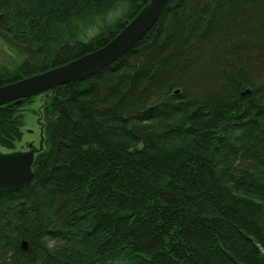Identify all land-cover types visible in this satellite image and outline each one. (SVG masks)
<instances>
[{
    "label": "trees",
    "instance_id": "obj_1",
    "mask_svg": "<svg viewBox=\"0 0 264 264\" xmlns=\"http://www.w3.org/2000/svg\"><path fill=\"white\" fill-rule=\"evenodd\" d=\"M151 1L0 0V86L105 45ZM77 21L101 29L73 43ZM46 93L35 175L0 190V264H264V0H170L117 61ZM36 97L0 107V148Z\"/></svg>",
    "mask_w": 264,
    "mask_h": 264
},
{
    "label": "water",
    "instance_id": "obj_2",
    "mask_svg": "<svg viewBox=\"0 0 264 264\" xmlns=\"http://www.w3.org/2000/svg\"><path fill=\"white\" fill-rule=\"evenodd\" d=\"M170 0H152L110 42L88 53L68 67H56L24 80L0 86V105L48 92L71 81H82L130 50L159 19ZM42 144V143H41ZM33 153L0 151V190L19 189L32 176ZM26 247V243L23 244Z\"/></svg>",
    "mask_w": 264,
    "mask_h": 264
},
{
    "label": "bare ground",
    "instance_id": "obj_3",
    "mask_svg": "<svg viewBox=\"0 0 264 264\" xmlns=\"http://www.w3.org/2000/svg\"><path fill=\"white\" fill-rule=\"evenodd\" d=\"M141 11H139L137 14H135L134 15V13H133V18L132 19H129V20H127V22L128 23H130L134 18H136L138 15H139V13H140ZM128 18H130V17H127L126 19H128ZM157 22V21H156ZM100 22L99 21H97V25H95L94 27H93V29L96 27V26H99L100 24H99ZM75 25H76V28H75V31H74V35H72V42L73 43H76L77 41H84V40H89L91 37L93 38L95 35H93L92 33H90V31L92 32V30L91 29H88L87 31H86V34L84 35V31H81L82 30V22H75ZM155 25V24H154ZM153 25V26H154ZM152 26V27H153ZM147 34V33H146ZM145 34V35H146ZM89 35V36H88ZM97 36V35H96ZM142 39V38H141ZM140 41V40H139ZM110 41H108L105 45H103V46H101V47H97L95 50H93V51H99L100 49H102L103 47H105L108 43H109ZM138 43V42H137ZM136 43V44H137ZM135 44V45H136ZM135 45L133 46V47H135ZM132 47V48H133ZM93 51H91V52H93ZM91 52H89V53H91ZM127 53V52H126ZM125 54V53H124ZM123 54V55H124ZM86 55V54H85ZM122 55V56H123ZM84 56V55H83ZM121 56V57H122ZM80 57H82V56H80ZM80 57H77V58H74V59H71V60H69V61H67V62H65V63H63V64H61V65H58L57 66V68L58 67H68L69 65H71L74 61H76L77 59H79ZM119 59V58H118ZM117 59V60H118ZM117 60H114L113 62H115V61H117ZM113 62H111V63H113ZM110 63V64H111ZM110 64H108V65H110ZM106 66H103L100 70H98L97 72H99V71H101L103 68H105ZM51 70V69H50ZM48 71V70H47ZM96 72V73H97ZM95 73V74H96ZM95 74H93V75H95ZM26 78H29V77H26ZM26 78H23V79H20V80H24V79H26ZM20 80H18V81H20ZM72 82H77V81H71V82H68V83H72ZM13 83V82H12ZM65 84H67V83H65ZM65 84H63V85H65ZM179 92V90L177 89V90H175V93H178ZM249 92V91H248ZM248 92H246V93H248ZM45 96V98L46 99H48V95H44ZM22 99H27V98H21V99H19V100H22ZM15 101H18V100H15ZM14 102V101H13ZM9 104V103H8ZM7 104H2V105H0V107L1 106H6ZM31 106V105H30ZM29 106V107H30ZM42 107H44V103H43V106ZM28 109V106H26L25 107V109L24 110H22V111H19V112H14L13 114L16 116V118H17V120H19L20 122H22L23 123V125H22V127H21V140H19L18 142H17V145H16V147L14 148V149H12V150H8V149H5V148H0V151L2 152V153H11V152H21V153H25V154H27V155H30V154H32L33 153V157H34V160H33V163H32V165H31V168H32V171H33V173H32V176H31V178L27 181V182H25L19 189H21L23 186H25V185H27L28 183H30L31 181H32V179H33V177H34V175H35V172H34V162H35V160H36V157H37V155H39L41 152H43L44 151V148H45V145H44V140H45V133H46V126H47V123H46V121H45V116H44V112H43V108H42V111H41V114L39 115V122H38V124H39V127H40V130H41V140H40V145L39 146H35V147H33V146H29L28 144H24V143H22V139H23V137H24V134H25V131H26V129H25V126H26V120H25V115H24V112L26 111ZM41 143H43V144H41ZM19 189H17V190H14V191H18ZM2 191H5V190H2ZM8 192H12V191H8ZM68 254H65L64 255V257L63 258H60V259H57V261L55 262L54 261V263L53 264H67L68 263Z\"/></svg>",
    "mask_w": 264,
    "mask_h": 264
},
{
    "label": "rangeland",
    "instance_id": "obj_4",
    "mask_svg": "<svg viewBox=\"0 0 264 264\" xmlns=\"http://www.w3.org/2000/svg\"><path fill=\"white\" fill-rule=\"evenodd\" d=\"M110 21L114 20L113 15L110 16ZM101 29V26H96L94 29L92 28V33L95 35L96 33L99 32ZM89 36V35H88ZM15 56L7 49L5 44L0 41V63L2 61H7V59H12L14 60ZM44 98L45 96H40L38 95L35 99V101L31 104V106L24 112L25 115V120H26V126H25V134L22 139V143L28 144L29 146H39L40 145V140H41V130L39 127V115L41 114L42 111V106L44 103ZM75 264H83V259L81 261L79 260H72Z\"/></svg>",
    "mask_w": 264,
    "mask_h": 264
}]
</instances>
